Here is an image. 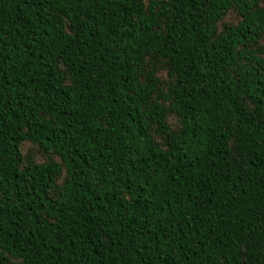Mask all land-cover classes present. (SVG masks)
Segmentation results:
<instances>
[{
	"label": "trees",
	"instance_id": "1",
	"mask_svg": "<svg viewBox=\"0 0 264 264\" xmlns=\"http://www.w3.org/2000/svg\"><path fill=\"white\" fill-rule=\"evenodd\" d=\"M0 264H264L262 0H0Z\"/></svg>",
	"mask_w": 264,
	"mask_h": 264
},
{
	"label": "rangeland",
	"instance_id": "2",
	"mask_svg": "<svg viewBox=\"0 0 264 264\" xmlns=\"http://www.w3.org/2000/svg\"><path fill=\"white\" fill-rule=\"evenodd\" d=\"M262 3L264 5V0H262ZM238 20H239V15L233 11L229 12V14H227L224 18V21H228L230 23L237 22ZM158 75L164 81L169 80L167 69L163 64L158 65ZM171 120L174 121V118H171Z\"/></svg>",
	"mask_w": 264,
	"mask_h": 264
}]
</instances>
